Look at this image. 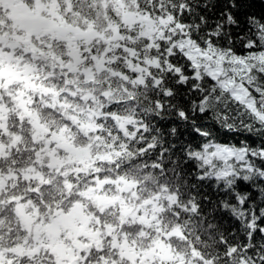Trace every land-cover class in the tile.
Returning <instances> with one entry per match:
<instances>
[{
    "label": "trees",
    "instance_id": "obj_1",
    "mask_svg": "<svg viewBox=\"0 0 264 264\" xmlns=\"http://www.w3.org/2000/svg\"><path fill=\"white\" fill-rule=\"evenodd\" d=\"M169 3L0 0V264H229L168 147Z\"/></svg>",
    "mask_w": 264,
    "mask_h": 264
},
{
    "label": "snow or ice",
    "instance_id": "obj_2",
    "mask_svg": "<svg viewBox=\"0 0 264 264\" xmlns=\"http://www.w3.org/2000/svg\"><path fill=\"white\" fill-rule=\"evenodd\" d=\"M253 2L170 0L156 11L168 22L158 49L176 86L161 95L177 97L160 106L172 119L168 147L179 144L182 163L211 184L205 227L229 264H264V11H247ZM213 126L240 139L219 141Z\"/></svg>",
    "mask_w": 264,
    "mask_h": 264
}]
</instances>
